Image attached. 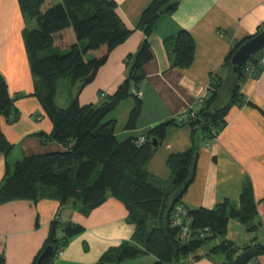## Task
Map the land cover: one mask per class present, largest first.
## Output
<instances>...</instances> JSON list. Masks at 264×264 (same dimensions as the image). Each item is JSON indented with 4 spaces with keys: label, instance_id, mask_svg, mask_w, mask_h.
I'll return each instance as SVG.
<instances>
[{
    "label": "trees",
    "instance_id": "16d2710c",
    "mask_svg": "<svg viewBox=\"0 0 264 264\" xmlns=\"http://www.w3.org/2000/svg\"><path fill=\"white\" fill-rule=\"evenodd\" d=\"M180 1L152 0L142 11L137 26L130 29L119 16L113 0H60L57 4L51 0H17L26 22L23 39L34 91L29 95L10 96L6 82L0 75V119L14 124L19 118L14 102L21 97L33 96L52 124L50 133L40 132L36 136L42 144L54 142L63 150L26 156L12 164L6 160L0 185V204L12 201L37 203L49 198L56 200L59 208L69 206L87 216L108 197L116 199L124 206L129 221L135 226L134 236L118 248L108 250L97 264H123L144 255L154 258L151 264L193 263L202 257L198 255V250L218 237H221L219 243L204 257L219 254L224 257V264H230L239 254L252 247L256 256L246 264H254L257 256L264 255V245L239 248L225 238L230 220L240 222L249 233H254L259 226L256 222V202L249 182L242 187L238 206L230 204L228 200L212 209H188L182 205V198L195 176L199 144L215 140L226 126L230 109L247 102L239 91V84L247 78L245 71L237 79L231 72V58L241 44L263 31L262 28L232 45L223 61L230 85L228 93L223 95L225 99L220 94L224 81L212 79L200 107L195 111V117L161 123L148 131L142 144L136 143L137 138L119 141L114 132L115 121L106 120L122 101L133 98L134 105L125 129H134L140 115L141 100L132 90L138 92L143 78L142 67L152 57L149 39L158 19L172 14ZM32 21L36 27L29 29L27 26ZM137 30L143 33L144 40L131 57V65H134L131 75L113 94L104 93V98L99 94V104L81 105L77 98L79 92L94 81L109 54ZM163 46L172 68L190 67L195 44L187 31L180 30L165 38ZM261 54L264 51L250 58V62L255 64L252 75L262 69L256 64ZM60 78L67 79L70 86L78 85L77 95L64 108L55 104ZM173 124L189 127L190 147L182 153L168 156L166 163L171 171L172 188L164 190L152 183L145 165L168 127ZM149 137L157 142V146H151ZM11 150L12 145L0 128V153L7 158ZM260 202L264 205V198ZM177 206L184 207L190 218V235L184 241L180 238L179 228L170 223ZM83 231L80 225L61 218L58 211L32 264H36L47 247H51L52 252L42 264H52L70 240ZM138 239L142 240L139 244Z\"/></svg>",
    "mask_w": 264,
    "mask_h": 264
},
{
    "label": "crops",
    "instance_id": "0c3cea01",
    "mask_svg": "<svg viewBox=\"0 0 264 264\" xmlns=\"http://www.w3.org/2000/svg\"><path fill=\"white\" fill-rule=\"evenodd\" d=\"M113 1L125 25L133 29L152 0ZM30 24L27 26L29 29ZM25 27L17 0H0V75L6 82L10 96L29 95L34 91L23 39ZM258 28L264 30V0H181L172 14L158 19L149 39L152 57L142 67L143 78L138 89L141 110L134 129H125L134 105L133 98L122 101L106 117V120L115 121L116 138L119 141L138 139L161 123L184 120L190 107L195 110L200 107L196 104L197 100L206 95L208 84L214 78L224 81L220 94L226 95L230 85L227 69L223 68L224 58L235 42L253 35ZM180 30L187 31L195 44L193 62L186 69L172 68L163 46L165 38ZM143 40L141 31L131 34L109 54L94 81L78 95V85H67L70 98L77 95L81 105H97L101 100L99 94H113L127 79L131 57ZM239 91L247 102L230 109L226 126L215 140L199 144L195 176L182 198V205L188 209H212L228 200L230 204L238 206L242 187L249 182L256 202V222L259 226L254 233H249L240 222L230 220L225 234L228 241L244 248L264 245V205L260 202L264 198V69L245 78L239 84ZM14 107L19 112L14 124L0 119L1 131L12 145L7 158L0 153V185L5 162L10 163L14 153V161H17L26 156L63 150L54 142L42 144L36 136L40 132L50 133L52 124L35 97L18 98ZM189 147V127L184 124L169 126L145 165L155 186L161 187V181L169 182L171 179V171L166 163L168 156L182 153ZM58 211L61 218L80 225L84 231L70 240L52 264H97L108 250L133 239L135 226L129 221L124 206L114 198L108 197L87 216L69 206L59 208L54 199L43 198L37 203L12 201L0 204L2 264H32ZM137 241L138 244L142 242L141 239ZM218 243L201 248L198 255L202 257L191 264H224V257L219 254L204 257ZM147 257L154 261L152 256ZM133 260L136 258L127 262ZM253 263L264 264V255L257 256Z\"/></svg>",
    "mask_w": 264,
    "mask_h": 264
},
{
    "label": "water",
    "instance_id": "95a60500",
    "mask_svg": "<svg viewBox=\"0 0 264 264\" xmlns=\"http://www.w3.org/2000/svg\"><path fill=\"white\" fill-rule=\"evenodd\" d=\"M264 50V30L245 41L241 46L234 52L231 58V72L232 74L239 79L242 75V72L252 56L257 55L258 53ZM134 65L129 72L128 77L131 75ZM151 146H157V142L153 139L150 141ZM52 252L51 247H47L41 253L36 264H42V262L50 255ZM256 256V251L254 248L250 247L245 250L243 253L239 254L230 264H246L248 261L253 259Z\"/></svg>",
    "mask_w": 264,
    "mask_h": 264
},
{
    "label": "built area",
    "instance_id": "2783aa9c",
    "mask_svg": "<svg viewBox=\"0 0 264 264\" xmlns=\"http://www.w3.org/2000/svg\"><path fill=\"white\" fill-rule=\"evenodd\" d=\"M264 51V50H263ZM256 64L259 65L262 69H264V54H261V56L259 58H257ZM255 69V64L253 62H250V60L247 62L244 71H245V75L246 77H250L253 73ZM132 93L140 98V93L137 91L132 90ZM101 98L105 97L104 93L100 94ZM204 97H200L197 100V105H201L202 101H203ZM195 109L193 107H190L189 110L185 113L186 117H190L193 118L195 117ZM145 142V137H139L136 141L137 144H142ZM171 226L173 227H178L180 230V238L181 240H187L189 238L190 235V229H189V223H190V218L187 215V210L182 207V206H177L174 208L173 212H172V217H171ZM58 256L60 255V253L57 254ZM57 257V256H56ZM186 264H191L186 263Z\"/></svg>",
    "mask_w": 264,
    "mask_h": 264
},
{
    "label": "rangeland",
    "instance_id": "374dc122",
    "mask_svg": "<svg viewBox=\"0 0 264 264\" xmlns=\"http://www.w3.org/2000/svg\"><path fill=\"white\" fill-rule=\"evenodd\" d=\"M51 1L53 2V4H57V3H59L60 0H51ZM35 27H36L35 22L32 21L30 24V28H35ZM56 51H58V53H60V54H63L62 51H59V50H56ZM129 72H130V70H129ZM128 75H129V73H128ZM67 85H69V83L67 82V79H65V78H60L57 82V94L55 97V104L57 107L64 108V107L68 106L69 102L71 101L70 92L68 90ZM223 99H225L224 96H223ZM15 156H16V154L14 153L13 156L11 157V159L9 158L11 164L15 162L14 161ZM160 184H161V188H163L164 190L171 189L172 188V177H171L169 182H167V181L162 182L161 181ZM218 240L220 241L221 237H218V238L214 239L213 241L207 242L206 245L212 246L215 243H217ZM200 250L201 249H199L198 252H200ZM218 256H220V255H218ZM137 259H139V260H137ZM149 260H150V258L147 257V255H144V256H139L138 258H136V260H133V262H127L126 261L123 264H133V263L134 264H151L152 260H150L151 262Z\"/></svg>",
    "mask_w": 264,
    "mask_h": 264
}]
</instances>
